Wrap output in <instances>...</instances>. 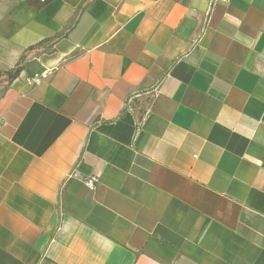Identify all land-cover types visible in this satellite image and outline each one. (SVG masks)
<instances>
[{
	"label": "crops",
	"instance_id": "crops-1",
	"mask_svg": "<svg viewBox=\"0 0 264 264\" xmlns=\"http://www.w3.org/2000/svg\"><path fill=\"white\" fill-rule=\"evenodd\" d=\"M0 85V264H264V0H0Z\"/></svg>",
	"mask_w": 264,
	"mask_h": 264
},
{
	"label": "built area",
	"instance_id": "built-area-1",
	"mask_svg": "<svg viewBox=\"0 0 264 264\" xmlns=\"http://www.w3.org/2000/svg\"><path fill=\"white\" fill-rule=\"evenodd\" d=\"M40 81V78L38 76H34L32 79H31V82H39ZM85 184L88 188L90 189H93L95 187V184H96V177L94 176H89V177H86L85 178Z\"/></svg>",
	"mask_w": 264,
	"mask_h": 264
},
{
	"label": "trees",
	"instance_id": "trees-1",
	"mask_svg": "<svg viewBox=\"0 0 264 264\" xmlns=\"http://www.w3.org/2000/svg\"><path fill=\"white\" fill-rule=\"evenodd\" d=\"M19 67L15 70V71H13L12 73H9V77H14V76H16L17 74H18V72H19Z\"/></svg>",
	"mask_w": 264,
	"mask_h": 264
},
{
	"label": "rangeland",
	"instance_id": "rangeland-1",
	"mask_svg": "<svg viewBox=\"0 0 264 264\" xmlns=\"http://www.w3.org/2000/svg\"><path fill=\"white\" fill-rule=\"evenodd\" d=\"M3 87L0 85V92L2 91Z\"/></svg>",
	"mask_w": 264,
	"mask_h": 264
}]
</instances>
